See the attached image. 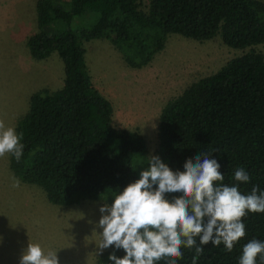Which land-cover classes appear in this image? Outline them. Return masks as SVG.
<instances>
[{
	"label": "trees",
	"instance_id": "1",
	"mask_svg": "<svg viewBox=\"0 0 264 264\" xmlns=\"http://www.w3.org/2000/svg\"><path fill=\"white\" fill-rule=\"evenodd\" d=\"M36 15L38 32L27 39L29 54L45 61L57 53L64 86L33 94L16 126L25 147L19 161L10 154L9 167L22 183L42 189L59 207L111 204L113 192L123 191L149 167L152 155L140 131L113 125L114 107L94 85L87 43L108 41L136 70L154 61L170 35L200 43L220 36L227 47L250 51L165 105L153 155L173 171H184L188 159L209 153L221 165L224 184H237L234 171L243 167L250 182L240 183L239 191L247 195L254 185L264 191V55L253 49L264 44V1L38 0ZM88 15L91 23L73 27L76 18ZM243 222L246 235L231 252L209 243L197 264H238L246 243L264 241V213L249 212ZM181 251L177 264H192L195 248ZM113 252L118 258L126 255L113 245L97 264H114L108 259ZM257 264H264L259 256Z\"/></svg>",
	"mask_w": 264,
	"mask_h": 264
},
{
	"label": "rangeland",
	"instance_id": "2",
	"mask_svg": "<svg viewBox=\"0 0 264 264\" xmlns=\"http://www.w3.org/2000/svg\"><path fill=\"white\" fill-rule=\"evenodd\" d=\"M37 1L0 0V121L15 130L27 114L33 94L43 89L55 92L64 86V65L57 53L45 61H36L29 54L27 39L38 32ZM93 20L91 15L78 17L73 27ZM86 49L94 85L113 104V125L139 130L149 156L158 147L159 118L165 105L193 83L250 51L229 48L220 36L200 43L170 35L154 61L135 70L106 40L91 41ZM253 49L264 55V44ZM9 165L10 154L0 157V264H20L30 241L45 252H57L59 264H97L102 239L99 208L105 202L52 205L42 189L22 183ZM17 181L19 186H14Z\"/></svg>",
	"mask_w": 264,
	"mask_h": 264
},
{
	"label": "clouds",
	"instance_id": "3",
	"mask_svg": "<svg viewBox=\"0 0 264 264\" xmlns=\"http://www.w3.org/2000/svg\"><path fill=\"white\" fill-rule=\"evenodd\" d=\"M21 141L14 127L0 121V157L11 154L19 161L25 147ZM209 157L201 153L188 159L184 171H173L157 155L149 157V167L140 172V178L113 192L114 202L99 208L100 253L114 245L126 253L123 258L110 254L114 264H158L165 258H169L165 264H177L183 258V246L195 248L192 264H197L209 243L223 244L231 252L246 235L243 218L249 212L264 213V191L255 185L247 195L239 191L240 183L250 182L243 167L234 171L237 184H224L221 165ZM168 193L179 195L170 201L165 198ZM258 256L264 260V241L252 239L243 246L238 264H257ZM20 264H59V259L57 252H45L30 241Z\"/></svg>",
	"mask_w": 264,
	"mask_h": 264
},
{
	"label": "crops",
	"instance_id": "4",
	"mask_svg": "<svg viewBox=\"0 0 264 264\" xmlns=\"http://www.w3.org/2000/svg\"><path fill=\"white\" fill-rule=\"evenodd\" d=\"M87 54V53H86Z\"/></svg>",
	"mask_w": 264,
	"mask_h": 264
}]
</instances>
